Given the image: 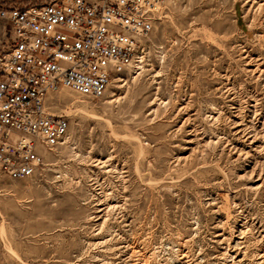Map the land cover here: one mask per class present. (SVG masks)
<instances>
[{"label":"rangeland","instance_id":"rangeland-1","mask_svg":"<svg viewBox=\"0 0 264 264\" xmlns=\"http://www.w3.org/2000/svg\"><path fill=\"white\" fill-rule=\"evenodd\" d=\"M167 9L103 97L48 95L69 131L0 172V264H264V0Z\"/></svg>","mask_w":264,"mask_h":264},{"label":"built area","instance_id":"built-area-1","mask_svg":"<svg viewBox=\"0 0 264 264\" xmlns=\"http://www.w3.org/2000/svg\"><path fill=\"white\" fill-rule=\"evenodd\" d=\"M167 0H50L0 6V172L28 179L42 148L65 139L69 117L47 104L72 89L103 97L113 79L147 51Z\"/></svg>","mask_w":264,"mask_h":264},{"label":"crops","instance_id":"crops-1","mask_svg":"<svg viewBox=\"0 0 264 264\" xmlns=\"http://www.w3.org/2000/svg\"><path fill=\"white\" fill-rule=\"evenodd\" d=\"M240 5H241V4H240ZM240 5H239V6H240ZM237 7H238V3L236 2V3H235V10H236V13L238 12ZM240 10H241V7H240ZM240 15L242 16L241 13H240ZM242 21H244V19H242ZM244 25H247V24L244 23Z\"/></svg>","mask_w":264,"mask_h":264},{"label":"bare ground","instance_id":"bare-ground-1","mask_svg":"<svg viewBox=\"0 0 264 264\" xmlns=\"http://www.w3.org/2000/svg\"><path fill=\"white\" fill-rule=\"evenodd\" d=\"M250 2V0H248Z\"/></svg>","mask_w":264,"mask_h":264}]
</instances>
